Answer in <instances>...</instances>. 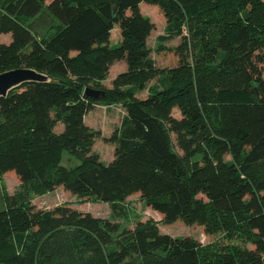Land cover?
<instances>
[{"label": "trees", "instance_id": "obj_1", "mask_svg": "<svg viewBox=\"0 0 264 264\" xmlns=\"http://www.w3.org/2000/svg\"><path fill=\"white\" fill-rule=\"evenodd\" d=\"M144 1L166 19L155 48ZM237 1L229 30L219 32V18L232 11L218 12L233 0H213L211 17L206 0H0V37L11 35L9 44L0 42V73L29 67L52 78L0 98V176L14 172L23 187L34 184V194L63 187L78 200L114 207L139 194L165 223L207 231L212 213L243 214L251 246L236 256L225 251L219 264H264V0ZM44 8L60 28L39 40L21 20ZM14 49L5 68L2 59ZM154 50L174 52L178 64L160 69ZM118 61L126 70L107 88L102 82ZM86 87L105 94L87 98ZM96 104L126 109L109 137L115 147L109 162L93 150L101 132L85 121ZM65 151L80 163L63 165ZM7 199L0 263L202 264L199 241L162 233L154 221L121 229L70 205L39 207L23 190Z\"/></svg>", "mask_w": 264, "mask_h": 264}, {"label": "rangeland", "instance_id": "obj_2", "mask_svg": "<svg viewBox=\"0 0 264 264\" xmlns=\"http://www.w3.org/2000/svg\"><path fill=\"white\" fill-rule=\"evenodd\" d=\"M85 1L89 2L91 0ZM212 5L213 0H206L204 11L209 17L214 13ZM229 6L232 11L231 17L226 20L219 18L216 23L219 32H222L226 28L229 30L233 18L236 15L235 13L240 10L238 1L235 3V0H233L231 4L226 2V9L223 8L218 12L220 17L227 14ZM140 8L142 13L148 16L155 24V29L148 39L149 46L155 48L157 36L165 31L166 19L158 6L151 5L147 1L142 2ZM21 22L29 27L39 40L48 39L60 28L59 22L47 8H44L36 17L22 19ZM112 32L111 35L114 41L117 39L118 35L119 40L121 39L120 30L117 26ZM213 38L214 37L210 35L208 39L209 42H211ZM0 42L9 44L11 42V35H1ZM179 42L180 39L176 38L170 41L168 46H176ZM13 54H16V49L12 51V54L2 59L5 68H10L11 63L8 62ZM152 56L160 69H169L178 64V56L172 51L158 53L154 50ZM123 70H126L125 61L114 63L108 77L103 80L102 84L107 88L112 87L117 75ZM147 93L148 91L144 90L140 92L139 96L146 97ZM125 114L126 109L121 104L109 106L96 104L86 116V124L101 132V136L96 140L93 150L99 153L101 159L105 162H109L114 156L115 147L109 141V137L114 129L120 125L121 119ZM173 114L175 117L180 118V113L177 109L173 111ZM60 128L61 126L57 131L60 130ZM172 139L175 151L182 155V151L178 148L174 135H172ZM193 158L200 160L202 155H194ZM61 160L62 164L69 168H73L80 163V160L69 154L68 151L63 152ZM22 185V182L14 172H7L0 176V211L5 210L7 207L8 194L12 195L16 191L23 190V192L28 193L32 202L39 207L52 209L57 205H70L82 212H89L96 217L117 221L121 229L134 227L137 221H154L159 224L162 233L172 236H190L199 241L201 244L200 254L202 264H219L221 255L225 251L236 256L241 249L251 246V235L246 227V217L243 214L227 216L212 213L210 217V230L207 231L204 226H187L180 221L173 224L165 223L163 216L148 206L147 203L140 198L139 194L131 195L125 201L118 204L117 207H114L108 202L78 200L63 187L53 192L39 195L33 192L34 184H24L26 185L25 187Z\"/></svg>", "mask_w": 264, "mask_h": 264}, {"label": "water", "instance_id": "obj_3", "mask_svg": "<svg viewBox=\"0 0 264 264\" xmlns=\"http://www.w3.org/2000/svg\"><path fill=\"white\" fill-rule=\"evenodd\" d=\"M51 77L29 67H19L0 73V98L6 97L10 91L25 83L49 82ZM105 92L100 89L86 87L83 95L90 99H99Z\"/></svg>", "mask_w": 264, "mask_h": 264}, {"label": "crops", "instance_id": "obj_4", "mask_svg": "<svg viewBox=\"0 0 264 264\" xmlns=\"http://www.w3.org/2000/svg\"><path fill=\"white\" fill-rule=\"evenodd\" d=\"M114 30H115V28H114ZM114 30H113V31H114ZM112 33H113V32H112ZM111 39H112L113 42L117 43V42L119 41V35L117 36V39H116L115 41L113 40L112 35H111ZM123 71H125V70H123ZM123 71H121V72H123ZM121 72H119V73H121Z\"/></svg>", "mask_w": 264, "mask_h": 264}]
</instances>
